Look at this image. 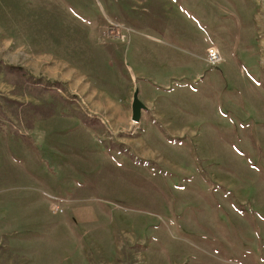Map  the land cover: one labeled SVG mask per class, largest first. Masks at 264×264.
<instances>
[{
	"label": "rangeland",
	"instance_id": "rangeland-1",
	"mask_svg": "<svg viewBox=\"0 0 264 264\" xmlns=\"http://www.w3.org/2000/svg\"><path fill=\"white\" fill-rule=\"evenodd\" d=\"M0 264H264V0H0Z\"/></svg>",
	"mask_w": 264,
	"mask_h": 264
},
{
	"label": "crops",
	"instance_id": "crops-1",
	"mask_svg": "<svg viewBox=\"0 0 264 264\" xmlns=\"http://www.w3.org/2000/svg\"><path fill=\"white\" fill-rule=\"evenodd\" d=\"M153 3H157L158 0H152ZM171 9L175 10L176 15L181 16L184 19H192L194 17V7H195V0H165ZM192 13V16H191ZM168 19L161 17L157 22L159 24V28L165 29L166 22ZM240 29H242L240 25ZM242 31L236 36V41L239 44L241 41ZM46 74H48L46 79L49 80H56L62 83L69 91L71 92H78L85 97L88 98L89 101L93 102L99 108L105 107L109 108L113 105L112 102H107V104H103L100 102V99H95L94 96H97L98 93L95 90H90L87 87L80 85V79L70 76L69 73L61 71L58 67H48L46 68Z\"/></svg>",
	"mask_w": 264,
	"mask_h": 264
},
{
	"label": "built area",
	"instance_id": "built-area-1",
	"mask_svg": "<svg viewBox=\"0 0 264 264\" xmlns=\"http://www.w3.org/2000/svg\"><path fill=\"white\" fill-rule=\"evenodd\" d=\"M205 60L212 64V65H218L223 58L221 57L218 49L214 46H210L206 49V57ZM67 99H69L71 102H74L76 104V106L79 108V110L87 117V118H91L96 120L97 122H99L101 124V126L103 127V133H102V137L105 135L107 137L108 140H113L118 136H114L109 135V133L107 131H109L107 129L108 126H110V121L101 113L94 111L90 105H88V103L86 102L85 98L82 97L81 95H79L78 93L75 92H71V95L67 97ZM131 123L132 126L131 128H134L133 130L128 129V132L126 134H136L137 133V128H139L138 126L140 125L139 121H135L131 119ZM105 130H107L105 132ZM117 132V131H114ZM118 139V138H116Z\"/></svg>",
	"mask_w": 264,
	"mask_h": 264
},
{
	"label": "water",
	"instance_id": "water-1",
	"mask_svg": "<svg viewBox=\"0 0 264 264\" xmlns=\"http://www.w3.org/2000/svg\"><path fill=\"white\" fill-rule=\"evenodd\" d=\"M145 106L142 105L136 97L132 99V106H131V119L135 121H139L140 118V110Z\"/></svg>",
	"mask_w": 264,
	"mask_h": 264
},
{
	"label": "trees",
	"instance_id": "trees-1",
	"mask_svg": "<svg viewBox=\"0 0 264 264\" xmlns=\"http://www.w3.org/2000/svg\"><path fill=\"white\" fill-rule=\"evenodd\" d=\"M16 69H17V71L19 70V67H15ZM15 76H17V78L18 79H23V81H24V74L22 73V74H20V73H16V75Z\"/></svg>",
	"mask_w": 264,
	"mask_h": 264
}]
</instances>
